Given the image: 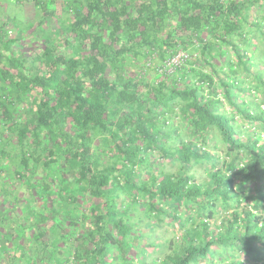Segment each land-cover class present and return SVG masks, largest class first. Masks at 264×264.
<instances>
[{
  "label": "trees",
  "instance_id": "1",
  "mask_svg": "<svg viewBox=\"0 0 264 264\" xmlns=\"http://www.w3.org/2000/svg\"><path fill=\"white\" fill-rule=\"evenodd\" d=\"M7 2L0 264H264L263 135L235 119L264 127L235 93L258 65L264 95V0Z\"/></svg>",
  "mask_w": 264,
  "mask_h": 264
},
{
  "label": "rangeland",
  "instance_id": "2",
  "mask_svg": "<svg viewBox=\"0 0 264 264\" xmlns=\"http://www.w3.org/2000/svg\"><path fill=\"white\" fill-rule=\"evenodd\" d=\"M6 3V4H4ZM4 5V6H3ZM23 12L20 9V4L13 2V3H9L7 2V0H3L2 1V6L0 8V15H2L4 13L5 17L8 19H12L15 16L21 17L19 16V14ZM27 41L24 42H28L30 41L29 39H26ZM226 51L225 52V56L224 58H220V57H216L215 61L216 63H222L223 60L225 58H227L228 56H232V49L229 47H226ZM190 55L191 56H196V52L193 50H190ZM227 56V57H226ZM233 58V56H232ZM260 67L262 68V66H258L255 65L253 67H251L252 69V73L248 72L247 70H244L243 68L240 69V75L238 76L239 78H237V83H236V87H235V93H236V100L238 102H242V101H246L247 106L250 107V110H254L252 107L256 106V104H262V107L264 108V95L262 93L261 88L256 89L254 86H256V80H255V72L258 71V69H260ZM212 69L211 66H208L205 71H210ZM167 70H170L169 68ZM208 89V88H207ZM217 90L219 91L221 97H222V108L231 111V109L234 111V114L237 113V109L233 108L228 99H224L223 98V91H222V87L217 88ZM251 102V103H250ZM244 106V104H242ZM236 121L238 123V125L241 128H247L250 127L251 131L249 133L245 132L247 135L248 134H252L254 136V134L256 132H260L263 135V139L261 140V142H264V127L262 126V124H259V121H255L254 124L246 119H244L243 117H241L240 115H236ZM179 119H177L176 121H178ZM224 145L219 144L217 147L212 148V150L219 154V155H225L224 151L221 150L220 148H223ZM223 151V152H222ZM151 159L150 161H152L153 166L156 168H160V169H172L173 165L172 164H167L165 162V160L160 156V155H150L149 156ZM208 167H210L209 164H206L205 166H198L196 165V180H203L207 178V172H208ZM194 168V169H195ZM218 217H219V221H221L222 216H224L225 214H228L229 211H223V209H219L218 210ZM161 229L159 228L155 234L157 235H161L164 231H160ZM161 233V234H160ZM157 241H159L160 239L157 238ZM154 248L149 249V252H153ZM237 258H239L240 260L244 261L243 259L246 258V256H242L240 257L238 254H235ZM152 257L149 255L148 259H147V264H152L151 261ZM3 264V261L2 263ZM143 264V263H142Z\"/></svg>",
  "mask_w": 264,
  "mask_h": 264
},
{
  "label": "built area",
  "instance_id": "3",
  "mask_svg": "<svg viewBox=\"0 0 264 264\" xmlns=\"http://www.w3.org/2000/svg\"><path fill=\"white\" fill-rule=\"evenodd\" d=\"M188 55L184 51H180L176 56H174L170 62L168 61L165 66L171 65L169 68L170 71L174 70V66L178 65L184 58H186Z\"/></svg>",
  "mask_w": 264,
  "mask_h": 264
}]
</instances>
